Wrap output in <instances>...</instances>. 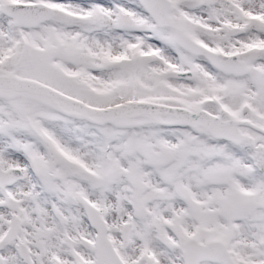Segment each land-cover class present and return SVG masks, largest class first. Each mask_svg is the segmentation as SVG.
Returning <instances> with one entry per match:
<instances>
[{
    "label": "snow or ice",
    "instance_id": "obj_1",
    "mask_svg": "<svg viewBox=\"0 0 264 264\" xmlns=\"http://www.w3.org/2000/svg\"><path fill=\"white\" fill-rule=\"evenodd\" d=\"M0 264H264V0H0Z\"/></svg>",
    "mask_w": 264,
    "mask_h": 264
}]
</instances>
